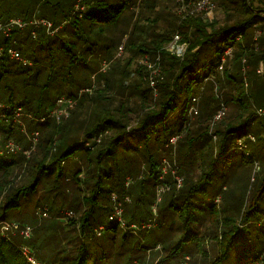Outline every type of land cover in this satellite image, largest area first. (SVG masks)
<instances>
[{
    "label": "trees",
    "instance_id": "16d2710c",
    "mask_svg": "<svg viewBox=\"0 0 264 264\" xmlns=\"http://www.w3.org/2000/svg\"><path fill=\"white\" fill-rule=\"evenodd\" d=\"M47 1L0 0L1 22H7L13 18H20L28 22L37 17L50 20L54 27L64 25L60 32L63 35H58V32L49 35L44 28H41L37 31V37L33 38L30 26L22 30H14L11 39L0 35V47L2 45L6 48L14 47L25 58L32 60L31 65L24 66L11 60L8 56L0 57V103L12 108L22 106L28 113L26 116L31 114L28 117L42 118L55 108L59 97L65 96L80 100L86 93L82 91L80 97L79 94L75 97V94L61 93L57 96L56 101L51 103L49 98L52 91L70 86L76 87L79 92L86 88H92L90 86L95 87L92 85L95 81L93 82L92 79L98 82L99 87L97 86L95 95L86 100L87 107H83L82 117H78L76 113L73 115V112L68 118H63L64 121L60 124H56L55 119L47 118L43 124L46 130H40L41 123L29 118L31 119L28 125L29 130H39L42 134L36 154L38 157H32L28 164L29 179L27 183L14 189L6 198L4 197V210L6 213L17 207L23 194L35 192L43 182L52 184V190H58L60 188L58 183L63 180L64 172L73 170L74 176L68 179L74 181L71 186H68L70 188L60 189L65 201L69 196L71 197L68 201L71 202L70 208L77 210L79 218L76 221L72 218L74 216L67 217L71 219L66 224L69 227L66 225L65 227L68 228V231L75 230L76 233L72 239L74 242L69 247L65 246L69 258L62 264H110L112 252L130 242L129 232L134 228L131 226L135 225L137 220L140 223L147 220L144 215L146 210L143 212L142 209L129 211L125 208V202L132 201V196L133 200L138 203L146 200L142 198L144 183L134 185L128 191L130 187L126 184L129 180L128 177L140 174L142 166L145 165L148 171L147 182L149 185H153L155 190L157 185L154 176L159 164L158 159L166 154V146L170 148L178 144L182 149L195 145V143L186 144L187 139L182 141L183 137L180 139L181 141L178 139L186 130L185 114L197 96L196 86L197 92L204 85V88L212 87V92L216 90L215 94H220L219 91L224 93L222 95L225 99H220V97L218 99L216 97L218 95H215L217 104H213L214 110L209 111L207 108L202 113L206 125L221 107V102L236 109L233 110V118L225 124L224 128L216 129L217 139L214 143L216 152L213 157L210 156V169L212 171L229 169L232 165L230 151H241L240 144L246 147L247 140L243 139L244 136H251L252 140L248 141V146L250 143L254 144L253 153H260L258 140L254 136L259 131L264 132V120L258 125V114L256 112L249 113L242 98L245 93L244 84L247 83L245 79L247 77L250 79L252 76L250 68L258 67L261 63L264 64V0H219L217 7L223 10L222 20L214 17L204 21L201 16L186 18L180 16L170 28L165 29L156 39L149 43L146 42L148 46L144 45L134 49L133 54L139 56L150 54L148 60H154L159 56L163 70L152 89L144 88L141 83L136 85L137 81L130 85L122 84V89L127 88L128 90L131 87V90L128 94H124V99L119 100L118 109L110 107L109 100L113 99L111 96L106 98L105 93L108 87L116 82L114 75L116 67L110 73L112 77L100 74V70L96 71L97 67L103 61H107L102 57L108 55L107 53L102 57L99 55L103 61L100 59L97 66L99 57L93 56V53L96 51L101 54L102 51L100 46V42L103 40V35L100 33L102 32L101 27L116 26L117 21L121 22L124 18L127 21L131 17L129 25L134 30L135 23H132L131 9L135 7L136 0H78L77 3H74V0H52L48 5H45ZM77 5L78 10L76 9ZM92 5L95 10H89V6ZM67 6L70 11L65 15L61 11ZM124 9H129V11L125 12ZM129 12L130 16L127 15ZM86 21L88 22L84 26L83 23ZM103 23L104 25H102ZM93 26H96L98 30L95 31L96 27L92 28ZM67 27H69L68 30H66ZM117 27L110 32L115 31ZM92 35L96 38H93ZM174 35H179L180 43L187 44L184 56L173 55L164 50ZM107 38L112 48L115 45L113 44L115 40L109 36ZM54 47L56 48L52 49ZM229 47L232 49L231 54L226 55L225 67L220 71L218 66L221 63V57L225 49ZM108 49L110 48H107L106 51ZM48 51L50 52L48 53ZM54 51L60 52L62 55V61L56 70L54 66L57 64L52 62V52ZM67 59L71 60L68 65L63 63ZM45 65H49L50 69ZM195 73L200 78L195 79L193 77ZM255 74L253 88L264 96L262 92L264 76L257 72ZM188 76L191 78L186 79ZM212 79L213 81L209 82ZM203 81H208L207 85ZM222 84L225 85V88ZM224 89L227 91L224 92ZM135 95L137 96L134 98ZM93 101L96 103L94 104ZM178 101H181L180 105L177 104ZM137 106L142 107V115L135 125H131L130 116L131 113H134L133 108ZM84 114L88 115L84 116ZM178 115L179 119L175 122ZM93 118L97 119V123L91 126ZM87 121L88 125L85 127ZM16 127L13 121L9 124L4 122L1 125L0 131L3 133L5 141L12 137L16 139L21 135L18 132L16 134ZM186 134L189 135L187 130ZM173 137L176 138L174 144L171 142ZM198 137L202 145L211 146L212 138L209 131L201 133ZM125 140L128 143L123 149L128 154L125 159L121 160L116 155V151ZM131 140L136 145H130L133 143ZM180 142L182 143L180 144ZM2 149L1 146L0 152H4ZM242 156L248 158V163L258 162L260 158L250 159L249 153L248 156L246 154H242ZM26 157L22 153L18 158H11L6 152L0 153V191L6 188L5 184L8 182V178L19 165L26 161ZM71 159L80 160L78 167L74 168V162L68 161ZM217 164L219 165L217 166ZM170 171L172 173V169ZM183 176L182 181L185 180L183 190L174 192L176 197L171 194L169 201L174 206L180 204L176 199H181L182 205L189 212L193 206L190 198L200 191L202 185L209 184L211 173H200V180L197 181V184L192 183L193 173L183 172ZM175 183L177 185L176 180ZM189 184H192L191 189L185 190ZM105 185H109L107 193L103 192ZM114 189H117L118 192H114ZM158 190L159 186L157 192ZM68 191L71 194H67ZM115 193L122 194V198L114 195ZM105 194L107 196L103 198ZM217 198L214 197V204H217ZM118 203H121L123 207L122 218L125 227H121V223L114 217L115 207ZM2 222L5 220L0 217V224ZM189 222L190 217L188 216L185 219V225H188ZM242 222L247 226L253 224L262 229L264 233V183L259 192L249 200L247 210L242 213ZM146 224L148 223L146 222ZM144 225L142 224L141 227L148 228ZM235 234L234 230L227 231L226 240L222 244L233 242ZM190 241H192V237L188 232L178 245L167 249L163 247L162 249L168 253L166 259L174 257L181 248L187 247ZM119 242L121 243L120 247L118 246ZM21 246L19 241L0 232V264H28L20 251ZM258 250L259 258L257 256L256 259L249 257L251 260L247 264H264V240L259 243ZM221 258L219 256L215 264ZM243 263L242 260L238 264Z\"/></svg>",
    "mask_w": 264,
    "mask_h": 264
},
{
    "label": "rangeland",
    "instance_id": "374dc122",
    "mask_svg": "<svg viewBox=\"0 0 264 264\" xmlns=\"http://www.w3.org/2000/svg\"><path fill=\"white\" fill-rule=\"evenodd\" d=\"M49 1L52 2V0H48L45 5H48ZM75 2L77 3L78 0H74V3ZM135 2V7L131 9L133 15L132 23H135L134 30H132L129 25L131 17H129V20L127 21L125 18L121 22L117 21L116 26L118 27L115 31L110 32L116 26H111L109 28L106 26L101 27L100 30H102V32L100 33L103 35V40L100 42V46L102 47V51L101 54L96 51L93 53V56L98 57L99 55L102 57V55H105L106 53L108 55L106 57L103 56L102 59L109 62L103 61L100 57H97V66L100 59L103 61L96 70L97 72L100 70V74L102 73L105 74L104 76L110 75L112 77L110 73L116 67V71H114L116 82L111 87H108V90L105 93L107 95L106 98H110L109 96H111L113 99L109 100L110 107L117 109L119 108V100L124 99V94H128L129 90H131V87H129L128 90L127 88L122 89V84L130 85L137 81L135 83L136 85L141 83L144 88L152 89L153 85L149 79L150 74L153 80L157 83V79L163 70L162 62H159L160 59L158 61L159 56L154 60H148L150 54L139 56L133 54V50L140 46H148L146 42L149 43L151 40L156 39L165 29L170 28L176 22L177 18L179 19L180 16L184 18V15L187 14L189 10L193 9V7H184L180 0H136ZM89 7V10H95L93 5ZM69 11L70 10L67 6L61 11V13L63 12L67 15L69 14ZM124 11L128 12L129 9H124ZM218 11V7L215 8L214 6L209 14L213 16L216 15ZM127 15L130 16V12ZM192 16H204L203 20H207L206 18L210 17L206 14H197V12L192 14ZM87 22L88 21L83 23L84 26H86ZM102 25H104V23ZM63 26L64 25L62 24L58 26V35L62 34H60V32L63 30ZM95 27L96 26H93L92 28ZM68 29L69 27H67L66 30ZM96 30H98L97 27L95 28V31ZM108 36L115 40L113 42L115 45L112 48L110 47V42L107 38ZM175 36L176 35H174L169 44L165 46L164 50L173 55L184 56L187 44L180 43L179 39L176 47L173 48L172 43ZM92 37L96 38L93 35ZM55 48L56 47L52 49ZM107 48L110 49L106 51ZM226 50L227 49H225V51ZM49 52L50 51H48V53ZM52 54V62L57 64L54 66V69L56 70L62 61V55H60V52L56 51L52 52ZM29 60L32 61L31 59ZM68 62L71 63V60L67 59V61H63V63L67 65ZM105 64L107 65L106 71H101V68ZM45 66L50 69L49 65ZM250 69V74L252 76L250 79L248 77L245 79L247 83L244 84L245 93L242 101L245 103L246 110L249 111V113L256 112L258 114L257 124L260 125L264 120V114H259V108L264 111V96L254 90L253 79L256 77L255 72L264 76V64L261 63L260 66L251 67ZM141 73L142 76H140ZM193 77H195V79L200 78L196 73ZM189 78L191 77H186V79ZM92 81H95V83ZM92 81V85L95 87L90 86L92 87L91 91L84 93L80 100H77L76 105L70 111V115L74 112L73 115L76 113L78 117H82L81 111H83V107H87L86 100L89 97H93L96 93L95 90L97 86L99 87L98 82L95 79H92ZM212 81L213 79L209 80V82ZM207 82L203 81L206 85ZM222 85L223 88H225V85ZM216 88L217 86L215 89ZM211 89L212 87L210 88V86H207V88H204L203 85L197 92L196 86L197 103L194 104L191 102L189 110L187 109L185 114L187 121L186 130L189 135L187 136L185 130L178 139L180 140L183 137L182 141L187 139L186 144L195 143V145L184 147L182 149L178 144L175 145V147L170 148L166 146V154L158 159L159 164L154 176L157 185L155 190L153 189V185H149L147 182L148 171L145 165L142 166L140 174L134 177H128L130 181L128 191L132 186L141 184L142 182L144 183L145 187L142 192V198L143 200H146L142 203H138L133 200L134 197L132 196V201L127 200V202H125V208L129 211L142 209L143 212L146 210L144 215L147 217V220L141 223L139 220L136 221L135 225H133L134 228L131 229V231L129 230L130 242L125 243L122 247H120L121 243L119 242L118 246L120 248L112 252L110 264H178L182 259V262H185L186 264H215V261L219 256L222 258L216 264H238L242 260L244 262L243 264H247L251 260L249 257L256 259L257 256V258H259V243L264 240V233L262 229L257 228L253 224L247 226V224L243 223L242 213L247 210L249 200L253 195H256L259 192L264 183V132L259 131L254 136V138L258 140L260 153H253V150L255 149L254 144L250 143L248 146V141L252 140L250 139L251 136H244L243 139L247 140L244 151H230V154L232 155L231 167L223 171H218V169L212 171L210 169V156L213 157L216 152L214 146L217 139V135L215 134L216 129H223L225 124L233 118V110L236 109L227 105V103L224 104V102H221V107L224 109L225 114L221 118L216 119L215 115L221 109L219 108L213 118L206 125V122H204L205 117H202V113L207 108L209 111L215 109L213 108V104H217L215 95H218L216 96L217 98H224V95H222L223 92L221 93L219 88L217 90L220 94H215L216 90L215 92H212ZM226 91L227 89H224V92ZM79 92H77L76 87L64 86L56 91H52L49 101H51V103L55 102L57 96L61 93L66 95L71 93L75 94L74 96L77 97ZM262 92L264 93V90ZM136 96L137 95L133 97L135 98ZM93 103L95 104L96 102L93 101ZM177 104L180 105L181 101H178ZM193 105H195L197 113H195V111H190V108ZM209 105L211 106L209 107ZM133 111L134 113H131L130 116L131 125H135L138 122L140 115H142V107H134ZM26 114L28 113L24 111V115L22 114L18 119L19 122L14 123L17 126L15 128L16 134L17 132L21 134L16 138L17 140L12 137L10 140L5 141V137L0 131V142L3 143L4 146H6L5 144L8 142H14L18 145L16 153L9 154L11 158H18L20 153L27 156L25 158L27 162L24 161V163L14 170L10 175V178H8V182L5 184L7 185L6 188L3 191H0V217L3 218L5 222L17 224L19 227H11L9 232H4L2 230V225H0V232L5 236L19 241L21 245L30 247L35 252V256L40 263L62 264V262L69 258L65 251V246L69 247L70 244L74 242L72 239L73 235L76 233L75 230L68 231L67 227L69 226L66 224L71 218L65 217L66 213L72 212L74 214V217L72 218L76 221L79 218L77 210L70 208L71 202L68 201L71 197L69 196L65 201L61 190L62 188L64 189L71 186L72 182H74L68 180L74 176L73 170L71 172H68L67 170L64 172L63 180L58 183L61 189L58 187V190H52V184H45V182H43L35 192L23 194L17 207L6 213L4 210V197L6 198V196L11 194L14 189L20 188L27 183L29 179L28 164L32 157L36 156L38 153V147L41 142L42 134L40 131L39 142L37 145L33 146L32 131L28 128L29 122H31V119L29 118L31 117L26 116ZM85 115L86 114H84V116ZM178 119L179 115L178 118L175 119V122ZM63 121L64 120H60L61 123ZM60 122L55 121L56 124H60ZM96 123L97 119L93 118L91 120V126ZM3 124L4 122L0 119V127ZM43 124H45V122H41L39 125L40 130L45 129ZM87 125L88 121L85 127ZM206 131L211 133L212 138V141L210 142L211 146L208 147L202 145L198 137L201 133ZM77 141L80 140L77 139ZM131 142L133 141L131 140ZM175 142L176 140H173L172 144ZM127 143V140H125L116 151V155L121 160L125 159L128 154V152H125L123 149V147L127 146ZM181 143L182 142H180V144ZM130 145H136V143L133 142ZM248 153L250 154V159L260 157L258 162L248 163V158L242 156V154L248 156ZM215 158H217V156H215ZM68 161L74 162V168L78 167V162H80V160H76V162L73 159ZM219 164H217V166ZM170 169L174 170L173 174ZM183 172H191L194 174V177L192 178V183L194 184H197V181L200 180V173H211L209 184L202 185L200 191L190 198L193 206L189 212L187 208L182 205L181 199L178 200L175 198L180 204H175L174 206H172V202L169 201L172 196L171 194L183 190L185 186V180L184 182L182 181V178L184 179ZM177 179L183 184L181 189L179 185L177 187L175 183V180ZM191 185L192 184H189L185 190H190ZM158 186L159 188L165 187V191L161 195H158ZM108 190L109 185H105L103 187V192L107 193ZM114 192H118V190L114 189ZM67 194H71V192L68 191ZM114 195L121 197L122 194L115 193ZM106 196V194L103 195V198H106ZM176 196L177 195L175 194L174 197ZM214 197H218L217 204L213 203ZM124 201L125 199L123 197V202ZM45 208H48V216H40L38 211ZM188 216L190 217V222L188 225H185V219ZM146 222L152 227L148 226L150 228H142L141 225H147ZM65 225L67 227H65ZM26 226H29L33 233L32 237L29 239L22 236V230ZM229 230H234L236 232L233 242L231 241L229 244L228 242L222 244L223 241L225 242L226 232H229ZM188 232L192 237V241L188 243V246L181 248L174 257L166 259L168 253L162 248L164 247L167 249L168 247L178 245L179 241L183 239ZM188 255L189 259L187 260L186 257H188Z\"/></svg>",
    "mask_w": 264,
    "mask_h": 264
},
{
    "label": "built area",
    "instance_id": "2783aa9c",
    "mask_svg": "<svg viewBox=\"0 0 264 264\" xmlns=\"http://www.w3.org/2000/svg\"><path fill=\"white\" fill-rule=\"evenodd\" d=\"M80 1V0H79ZM182 5L184 7H193V9L189 10L187 14L184 15V18L192 16V14L196 13L197 14H209L210 10L213 9L214 4L211 2V0H180ZM76 9L78 10V5L76 6ZM30 26L31 28V34L33 36V38H36L38 35L37 29L38 28H44L46 33L49 35H53L55 34L59 27H54L53 23L45 18H33L30 21H25L23 19L20 18H13L8 20L7 22H1L0 21V35H2L4 38L7 39H11L12 38V34L14 32V30H22L25 29L26 27ZM180 37L179 35H176L174 38V41L172 43L173 48L176 47L178 41H179ZM231 48H227V50L224 52L223 56L221 57V63L218 66V69L220 71H222L224 69V63L226 62V55H230L231 54ZM2 56H8L11 60L17 61L21 64H23L24 66H28L31 65L32 62L25 58L21 52L14 48V47H8L6 48L5 46H1L0 47V57ZM180 56V55H178ZM159 57H158V61H159ZM107 65L105 64L102 67V71H106ZM156 73V72H155ZM150 82L153 85L152 87L154 88L155 85V80H153V78L151 77L150 74ZM82 91L85 92H90L91 88H86L84 90H81L79 93V97L82 94ZM194 103H197V98L193 99ZM77 103V99L75 98H66L65 96H61L57 99L56 101V106L55 108H53L52 110H50L48 112V114L44 117H40V118H36V117H31L32 120L34 121H38V122H44L46 121L47 118H51V119H55L56 121L60 122V120H63V118H68L70 115V111L74 108V106ZM221 109L219 110V112L215 115L216 119L221 118L224 114L225 111L224 109H222V107H220ZM196 107L195 105H193L190 108V111L193 112L195 111V113H197V110H195ZM0 119L9 124L13 121V123L15 122H19V117L23 114L24 115V109L22 106H15L14 108H12L9 105L0 103ZM259 114L262 115L264 114V111L259 109ZM27 115V114H26ZM29 116V115H28ZM32 134V144L33 146L37 145L39 142V137H40V131L39 130H33L31 132ZM173 140H176V138H173L171 140V142ZM6 146H4V144H2L0 142V147L2 146V150L4 152H6L7 154H11V153H16L17 149H18V145L15 144L14 142H8L7 144H5ZM239 148L241 150L244 151V146L240 144ZM4 152H0V153H4ZM4 155V154H2ZM172 170V174H173ZM177 185H179V187L181 186V182L177 179L176 180ZM127 186H129L130 181L128 180L126 182ZM165 188L164 187H160L158 190V195H161L162 193H164ZM115 199V197H114ZM40 216L46 217L48 216V211L47 208L43 209V210H39L38 211ZM122 214H123V207L121 205V203H118L117 206L115 207V214L114 217L117 218V220L121 223V227H125V222L122 218ZM74 214L72 212H67L65 217H72ZM0 225H2V230L4 232H9L11 227H15L18 228L19 226L17 224L14 223H8V222H2ZM151 226L150 224L144 225V227H148ZM134 226H131V228H133ZM149 228V227H148ZM22 236L24 238H31L32 237V229L29 226H26L23 228L22 230ZM100 234V232H99ZM20 251L23 255V257L25 258V260L28 262V264H42L40 263L36 256H35V252L28 246L26 245H22L20 247ZM186 259L188 260L189 258L186 257ZM136 264V263H135ZM178 264H186L185 262H180Z\"/></svg>",
    "mask_w": 264,
    "mask_h": 264
},
{
    "label": "crops",
    "instance_id": "0c3cea01",
    "mask_svg": "<svg viewBox=\"0 0 264 264\" xmlns=\"http://www.w3.org/2000/svg\"><path fill=\"white\" fill-rule=\"evenodd\" d=\"M219 0H211V2L214 4V6H215V8L217 7V2H218ZM218 9H219V7H218ZM220 11V12H219ZM219 11H218V13L216 14V15H211V14H208V16H210V17H207L206 19L207 20H210V19H212V18H217V19H220V20H222L223 19V10H221V8L219 9ZM207 15V14H206ZM220 15V16H219ZM220 17V18H219ZM203 18H204V16H203ZM204 21H206V20H204ZM260 66V65H259Z\"/></svg>",
    "mask_w": 264,
    "mask_h": 264
},
{
    "label": "bare ground",
    "instance_id": "6f19581e",
    "mask_svg": "<svg viewBox=\"0 0 264 264\" xmlns=\"http://www.w3.org/2000/svg\"><path fill=\"white\" fill-rule=\"evenodd\" d=\"M171 190V189H170Z\"/></svg>",
    "mask_w": 264,
    "mask_h": 264
}]
</instances>
